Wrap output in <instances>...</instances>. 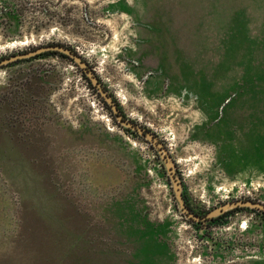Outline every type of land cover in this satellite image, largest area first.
I'll list each match as a JSON object with an SVG mask.
<instances>
[{
  "label": "rangeland",
  "instance_id": "obj_1",
  "mask_svg": "<svg viewBox=\"0 0 264 264\" xmlns=\"http://www.w3.org/2000/svg\"><path fill=\"white\" fill-rule=\"evenodd\" d=\"M56 42L156 141L71 58L0 67V264H264L263 216L173 181L264 203V0H0V57Z\"/></svg>",
  "mask_w": 264,
  "mask_h": 264
},
{
  "label": "water",
  "instance_id": "obj_2",
  "mask_svg": "<svg viewBox=\"0 0 264 264\" xmlns=\"http://www.w3.org/2000/svg\"><path fill=\"white\" fill-rule=\"evenodd\" d=\"M46 51H59L65 55L69 56L70 58H72L74 60V62H76L78 65H80L82 67L84 66V62L82 61L80 56H78L77 54L72 52L69 48H67L63 45H60V44L44 45V46H40L37 48L30 49L28 51L11 54L8 57H4V58L0 59V66L8 64V63L16 61V60L23 59V58H29L32 56H36V55L41 54V53L46 52ZM86 73L89 76L92 83L94 84V86L96 87V89L98 90L99 94L110 105L112 112L115 114L117 121L121 125H124L125 127H129V128L136 130L138 133H140L141 135L145 136L146 138L152 140L153 142L156 141V139L153 138L152 134L146 132L145 130H143L142 128H140L138 126H135L133 123L123 119L122 115L120 114V110L117 107V104L112 100V97H110L107 94V91H105L103 89V87L101 86L98 79L93 75L92 72L86 71ZM168 164L171 166L172 161L168 160ZM173 181H174V187H175V196H176L177 201L181 207L182 212L184 214H186L187 217L193 218L194 220H197V221L210 220L213 217L220 215L224 211H227L229 209L236 208V207H246V208H250V209H256V210H259V211L264 213V203H261L259 201H253L250 199L249 200L240 199V200L229 201V202L223 203V204L219 205L218 207L209 211L204 216L195 215L186 206L185 201L182 197V191H181L180 185L176 182V180H173Z\"/></svg>",
  "mask_w": 264,
  "mask_h": 264
},
{
  "label": "flooded vegetation",
  "instance_id": "obj_3",
  "mask_svg": "<svg viewBox=\"0 0 264 264\" xmlns=\"http://www.w3.org/2000/svg\"><path fill=\"white\" fill-rule=\"evenodd\" d=\"M51 44H59V43H51ZM47 45H49V44H47ZM60 45H62V44H60ZM63 46H65V47H67V48H69L68 46H66V45H63ZM70 49V48H69ZM71 50V49H70ZM72 51V50H71ZM49 51H46V52H43V53H41L42 55L43 54H46V53H48ZM55 52H59V51H55ZM72 52H74V51H72ZM17 53H19V52H17ZM59 53H61V52H59ZM12 54H15V53H12ZM41 54H38V55H41ZM63 54V53H62ZM76 54V53H75ZM38 55H36V56H38ZM65 55V54H64ZM8 56H10V55H8ZM8 56H5V57H8ZM69 57V56H68ZM2 58H4V57H0V59H2ZM70 58V57H69ZM72 59V58H71ZM17 61V60H16ZM11 63V62H10ZM5 65H7V64H5ZM77 65V64H76ZM3 65H1L0 67H2ZM80 71H81V73H82V75L87 79V81L91 84V86L92 87H95L94 86V84L92 83V81L90 80V78H89V76L87 75V73H86V71H89V72H92L93 73V75L97 78V76L95 75V73L93 72V70H92V67H90V65H86V68L84 69V68H80ZM98 79V78H97ZM99 81V80H98ZM103 89L106 91V89H105V87H103ZM106 103V102H105ZM117 107H118V109L120 110V112H121V109H120V107H119V105L117 104ZM237 200H240V199H237ZM242 200H249V198H244V199H242ZM250 200H253V199H250ZM232 201H235V200H232ZM253 201H256V200H253ZM229 202V201H228ZM185 204H186V206L189 208V210L192 212V213H194L195 215H199V216H204L205 214L203 213V214H198V213H196L195 211H193V209L190 207V205H188L186 202H185ZM240 209H249V210H252V211H254V212H256L257 214H260L261 216H263V219H264V213L263 212H261V211H259V210H256V209H250V208H246V207H236V208H232V209H229V210H227V211H224L223 213H221L220 215H218V216H216V217H213L212 219H210V220H205V221H215V220H217L218 218H221V217H223V216H227L228 214H231V213H233V212H235V211H238V210H240ZM207 214V213H206ZM186 215V214H185ZM189 218V217H188ZM190 222H193V223H199V222H203V221H197V220H194L193 218H189L188 219Z\"/></svg>",
  "mask_w": 264,
  "mask_h": 264
},
{
  "label": "trees",
  "instance_id": "obj_4",
  "mask_svg": "<svg viewBox=\"0 0 264 264\" xmlns=\"http://www.w3.org/2000/svg\"><path fill=\"white\" fill-rule=\"evenodd\" d=\"M46 54H56V55H59V56H62V57H66V58L70 59L67 55H64V54H62V53L55 52V51H49V52L46 53ZM43 55H44V54H43ZM38 56H42V54H41V55H38ZM70 60H72V59H70Z\"/></svg>",
  "mask_w": 264,
  "mask_h": 264
}]
</instances>
